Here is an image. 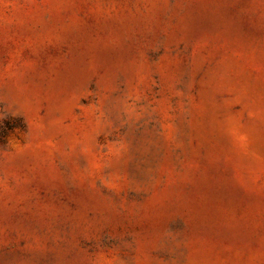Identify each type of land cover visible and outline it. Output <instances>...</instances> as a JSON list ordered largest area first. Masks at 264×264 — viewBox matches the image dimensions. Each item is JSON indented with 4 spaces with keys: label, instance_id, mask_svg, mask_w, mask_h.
Masks as SVG:
<instances>
[{
    "label": "rangeland",
    "instance_id": "rangeland-1",
    "mask_svg": "<svg viewBox=\"0 0 264 264\" xmlns=\"http://www.w3.org/2000/svg\"><path fill=\"white\" fill-rule=\"evenodd\" d=\"M0 264H264V0H0Z\"/></svg>",
    "mask_w": 264,
    "mask_h": 264
},
{
    "label": "clouds",
    "instance_id": "clouds-1",
    "mask_svg": "<svg viewBox=\"0 0 264 264\" xmlns=\"http://www.w3.org/2000/svg\"><path fill=\"white\" fill-rule=\"evenodd\" d=\"M242 139H246V138H242Z\"/></svg>",
    "mask_w": 264,
    "mask_h": 264
}]
</instances>
